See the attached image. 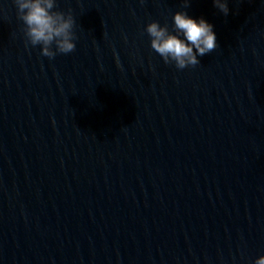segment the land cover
Returning <instances> with one entry per match:
<instances>
[{
  "label": "water",
  "instance_id": "water-1",
  "mask_svg": "<svg viewBox=\"0 0 264 264\" xmlns=\"http://www.w3.org/2000/svg\"><path fill=\"white\" fill-rule=\"evenodd\" d=\"M75 48L0 0V264H253L264 253V0H189L217 47L177 69L144 26L182 0H58Z\"/></svg>",
  "mask_w": 264,
  "mask_h": 264
},
{
  "label": "clouds",
  "instance_id": "clouds-1",
  "mask_svg": "<svg viewBox=\"0 0 264 264\" xmlns=\"http://www.w3.org/2000/svg\"><path fill=\"white\" fill-rule=\"evenodd\" d=\"M143 2V0H141ZM17 18L22 21L25 46H39L42 55L53 58L58 53H70L75 48V19L72 11L57 7L58 0H13ZM222 13L229 11L228 0H212ZM174 11L171 26L167 22L150 20L144 26L149 45L165 64L177 69L195 66L199 57L217 47L213 25L205 17L191 16L186 11L189 0ZM253 264H264V253Z\"/></svg>",
  "mask_w": 264,
  "mask_h": 264
}]
</instances>
